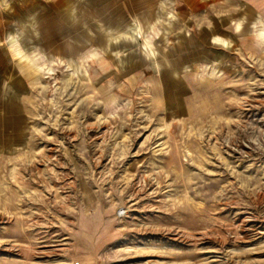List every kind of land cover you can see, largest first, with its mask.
Here are the masks:
<instances>
[{
  "label": "rangeland",
  "instance_id": "374dc122",
  "mask_svg": "<svg viewBox=\"0 0 264 264\" xmlns=\"http://www.w3.org/2000/svg\"><path fill=\"white\" fill-rule=\"evenodd\" d=\"M264 0H0V264H264Z\"/></svg>",
  "mask_w": 264,
  "mask_h": 264
},
{
  "label": "clouds",
  "instance_id": "9594fccd",
  "mask_svg": "<svg viewBox=\"0 0 264 264\" xmlns=\"http://www.w3.org/2000/svg\"><path fill=\"white\" fill-rule=\"evenodd\" d=\"M260 37H264V32L258 34Z\"/></svg>",
  "mask_w": 264,
  "mask_h": 264
}]
</instances>
